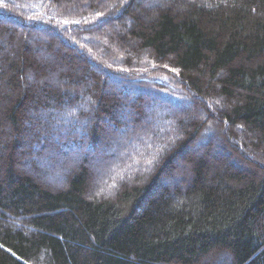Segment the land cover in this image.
I'll list each match as a JSON object with an SVG mask.
<instances>
[{"label":"trees","instance_id":"obj_1","mask_svg":"<svg viewBox=\"0 0 264 264\" xmlns=\"http://www.w3.org/2000/svg\"><path fill=\"white\" fill-rule=\"evenodd\" d=\"M134 2L0 0V264H264V0Z\"/></svg>","mask_w":264,"mask_h":264},{"label":"rangeland","instance_id":"obj_2","mask_svg":"<svg viewBox=\"0 0 264 264\" xmlns=\"http://www.w3.org/2000/svg\"><path fill=\"white\" fill-rule=\"evenodd\" d=\"M135 2V4H137V5H140V6H143L144 8H146V9H149V8H151V7H149V5L151 4V3H156V1H159V0H134ZM68 5H72V3L71 2H69V4ZM93 38H97L96 37V35H94V36H92ZM97 40H98V38H97ZM102 42H103V44L104 43H106V40H105V37H102ZM29 44H32V42H29ZM42 51V50H41ZM41 51L39 50H36V52L38 53H41ZM55 52V51H54ZM110 84V86H107L105 89L107 90V91H109V93H112V94H115V91H116V87H117V84L113 81L112 83H109ZM114 85V86H113ZM134 93L135 92H133V95H134ZM136 94V93H135ZM189 97H192V96H190L189 95ZM154 104V103H153ZM157 105H159L158 103L156 104V106ZM175 108V107H174ZM188 110V109H187ZM130 112V113H129ZM128 112V115H133V116H135V112H133V111H129ZM172 112H173V109H172ZM188 112V111H187ZM160 114H162L161 113V110H157L156 111V113H155V116H158V115H160ZM121 120H122V118H120ZM152 120H153V118H151ZM155 119V124H157L158 125V123H160L161 122V119L159 118L158 119V117H156V118H154ZM117 121V120H116ZM154 121V120H153ZM143 122V121H142ZM105 123V126L110 130V129H112L114 126L110 123V122H104ZM167 128H169V130H173L174 129V124H172V126H166ZM119 134L120 133H118V134H116V135H113V137H111L110 138V142H109V140H108V138L110 137V135H109V132H108V135L106 136V140H104V141H106V142H102V141H99L97 144H95L94 146V148L93 149H91V153H92V155L96 158V157H98V160H100V162L99 163H94V164H91V165H89V167H90V169H91V172H93V178H92V181H93V183L95 182H97V183H100V182H102L103 181V183H108V182H110V180H115V179H117V180H120L121 178H122V176L123 175H126V170H122V171H120V172H118V171H116V170H114L113 168L111 169V167H108V165H109V163H110V157H109V154L110 153H113V155L115 156V157H118L120 160L121 159H125L124 158V156H126L127 154H126V152H124V153H121V152H119V151H116L115 150V152L114 151H109V145H108V143H117L118 144V139H121V138H119L120 136H119ZM218 136V134L216 135V137ZM212 138L213 137H210L209 138V140L211 141V143H212V145H214V147L215 148H213L212 149V152H214L215 151V149L216 150H218L216 147V145H217V143L216 142H219V139L218 138H216V142L215 141H213L212 140ZM53 139H54V141H56V138H54L53 137ZM148 141V139H146L145 140V142H147ZM163 141V140H162ZM161 145L162 146H164V143L163 142H161ZM55 146V145H54ZM144 146V145H143ZM204 144H203V142H202V140L200 139V138H197L195 141H193L192 143H190V145L184 150V152H183V154L181 155V157H182V159L183 160H181V162H180V160L178 161V162H176V164H177V167H176V170H175V172H176V174H175V176H173V177H170L169 179L167 178V180L165 179V181L161 184L160 183V185L158 186V190H159V188L161 189V187H164V186H166V185H168L170 188L172 187L173 188V185H174V180H176V181H179V179L180 178H182V176H184L186 173H185V170H184V168H183V162H184V159H185V155H190V154H196V153H198V152H200L201 150H203V148H204ZM154 147H156V148H158L159 147V144H154ZM60 148H62L64 151H65V155H62L63 157H68V156H71L72 154H77V153H83V152H86V149H84V147H81L80 146V144L78 145V144H76V145H74V144H72V143H69L66 147H62V146H60ZM66 148V149H65ZM135 148V150H138V149H140V148H146L145 146L144 147H139V146H136V147H132V149H134ZM81 151H83V152H81ZM130 151V150H129ZM128 151V152H129ZM132 151V150H131ZM222 155H228V152L223 148L222 149ZM220 152V153H221ZM58 153V152H57ZM94 153V154H93ZM130 153V152H129ZM113 156V157H114ZM133 156V155H132ZM132 156H130V157H132ZM183 161V162H182ZM115 166H117V163H116V165ZM132 166H133V168L136 170V168L139 166L135 161H133V163H132ZM235 167H241L240 166V164L238 163V164H236L235 163V165H234ZM67 171H65V169L64 170H62V173L61 174H63V173H66ZM60 173L59 174H57V173H54L53 171H51L50 172V174H46V176H45V180L46 181H48V182H51V183H57L61 178H62V175H61ZM166 175H168L167 173H166ZM166 178V177H165ZM179 178V179H178ZM178 179V180H177ZM177 183H180V182H177ZM110 186V185H109ZM217 258V264H222V263H225V257L224 256H218V257H216Z\"/></svg>","mask_w":264,"mask_h":264}]
</instances>
